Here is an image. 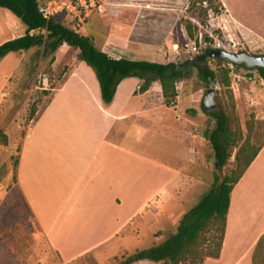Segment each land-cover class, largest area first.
Instances as JSON below:
<instances>
[{
	"label": "crops",
	"instance_id": "1",
	"mask_svg": "<svg viewBox=\"0 0 264 264\" xmlns=\"http://www.w3.org/2000/svg\"><path fill=\"white\" fill-rule=\"evenodd\" d=\"M118 3L134 6L137 12L150 4L148 0ZM167 16L157 40L143 31L148 28L145 24L142 29L133 21L125 25L128 30L108 32L103 43L120 49L122 55L113 58L166 63L159 50L174 53L177 40L172 31L178 20ZM137 28L142 31L135 33ZM181 32L185 36L183 27ZM142 83L141 78H124L111 104L104 106L91 71H68L21 140L7 135L9 154L16 156L15 177L11 172L5 177L7 188L0 200L1 211L10 214V222L0 229L9 264L35 262L27 248L17 253L6 234L18 225L31 221L45 243L46 253L36 260L39 264H69L91 252L102 258L101 252L114 240L137 235L139 219L148 221L149 214L158 219L162 207L177 200L185 186L194 184L191 191L202 183L196 174L202 165L201 136L194 132L198 127H190L165 104L157 82L140 92ZM164 108L174 111L173 119ZM156 131L181 147L155 142ZM154 146L170 159L157 157ZM153 201L160 203L152 205ZM262 236L264 144L231 190L219 257H207L205 262L228 256L230 264H252Z\"/></svg>",
	"mask_w": 264,
	"mask_h": 264
},
{
	"label": "rangeland",
	"instance_id": "2",
	"mask_svg": "<svg viewBox=\"0 0 264 264\" xmlns=\"http://www.w3.org/2000/svg\"><path fill=\"white\" fill-rule=\"evenodd\" d=\"M113 1L114 3L124 2V0ZM228 1L227 6L231 10L222 0H215L213 8L216 7L220 13L219 22L223 19L227 20L229 28L225 32V37L228 39L230 36L237 43L233 50L264 55V0ZM148 3L150 4H144L143 7L147 9L142 8V12H137L134 6H125L120 3V5L108 6L103 14L91 15L80 33L90 36L95 46L99 49L105 48L108 55L118 56L122 55L118 47L112 43H103L108 32L119 33L125 28L128 30L127 26L135 21L140 28L142 24H145L148 28L147 30L142 28L143 31L150 34L153 40H157L162 32V20L167 19V15H173L178 19L172 31L177 40V44L173 46L176 50L173 49L172 54L159 50L163 56L162 60L180 63L194 58L195 56L186 53L185 44L190 40L186 32L185 36L182 34L181 27L185 20H191L192 23L193 21H204V9L197 2L193 3V0H148ZM140 28H137L135 33L142 31ZM150 30L151 32H148ZM24 33L25 26L20 19L8 9L0 8V44ZM219 38H222V35ZM223 43L226 44V41L223 40ZM41 52V46L31 47L26 51L11 52L0 60V128L5 130L11 140L14 138L17 141L21 140L23 134L32 125L37 112L49 100L53 89L64 81L68 71H91L94 74L90 67L74 56V49L67 45L60 46L46 56H41ZM206 62L215 73L218 83L219 93L215 97L217 108L228 117L230 129L239 130L242 137L246 138L253 147L261 144L264 140V82L257 71L243 66H233L240 80L229 74V86H226L221 82L222 73L225 69L230 71V63L217 60V58H206ZM188 71L186 76L175 82L177 95L173 103L169 100V102H164L168 107L177 111L180 114L177 116L185 120L190 127H198L194 132L197 134L198 130L201 136L202 165L199 171L196 170V174L202 183L191 188V191L189 186L194 184L185 186V192H181L177 200L170 201L164 208L162 207L164 211L161 214L157 213L158 219H152V214L147 215L148 221L139 219L135 223L138 228L137 235L129 232L130 234L114 240L107 246V249L101 252L102 258L98 253L91 252L69 264H120L126 256L135 251L163 242L175 233L183 214L209 191L212 182L213 158L207 135L215 127V120L206 115L200 107L201 99L209 85L201 80L195 68ZM249 75H251L250 79ZM173 110L163 109L164 113L172 119ZM159 140L169 148L181 147L177 141L157 133L155 142ZM9 151L8 143L0 146V200L3 191L7 188L5 177L9 172H11L12 179L15 177L16 156H10ZM153 151L159 158L170 159L165 151L156 146ZM231 153L232 156L226 165V173H230L235 166V148ZM180 166L178 165L180 169L187 168V165ZM196 168L198 169L197 165ZM159 203L153 201L152 205H159ZM9 215L0 209V229L10 222ZM3 223L5 224L2 225ZM6 234L11 239L17 253H21L20 249L27 248L28 253L33 254L35 259L33 264H39L36 260L46 253V247L31 221L8 230ZM4 245L0 242V264H9V255ZM263 255L264 252L261 256ZM229 258L227 256L220 262L208 259L207 262L204 261V264H230L232 260L230 261Z\"/></svg>",
	"mask_w": 264,
	"mask_h": 264
},
{
	"label": "trees",
	"instance_id": "3",
	"mask_svg": "<svg viewBox=\"0 0 264 264\" xmlns=\"http://www.w3.org/2000/svg\"><path fill=\"white\" fill-rule=\"evenodd\" d=\"M198 1L202 0H193V3ZM207 1L214 6L215 0ZM0 8L11 11L25 26L23 35L0 44V60L11 52L26 51L39 46L42 47L41 56H46L66 44L74 49L76 58L93 70L104 106L111 104L117 84L124 78L143 79L139 86L140 92L147 90L152 82H157L166 102L173 101L176 97L175 82L186 76L191 68L196 69L206 84L209 78H216L206 59L197 61V58L209 49L180 63L113 58L97 48L90 36L81 34L62 16L44 18L38 11L37 0H0ZM183 28L189 40L197 37L198 26L191 20L183 21ZM217 60L229 62L219 58ZM233 65L256 70L264 82L262 68H249L244 64ZM221 82L229 86V73L226 69L222 73ZM202 99V111L215 120V127L207 135L213 158L210 189L183 214L175 233L159 244L126 256L120 264H204L207 257H219L231 190L258 154L264 140L256 147L251 146L239 130L230 129L225 113L220 110L205 111ZM7 143L8 136L0 128V145ZM234 148L235 166L230 173H226V165ZM263 248L264 236L256 245L252 264H264V255L261 256Z\"/></svg>",
	"mask_w": 264,
	"mask_h": 264
},
{
	"label": "built area",
	"instance_id": "4",
	"mask_svg": "<svg viewBox=\"0 0 264 264\" xmlns=\"http://www.w3.org/2000/svg\"><path fill=\"white\" fill-rule=\"evenodd\" d=\"M113 4L120 5L118 2L114 3L113 0H37L38 11L44 18L49 19L55 15H60L79 32L91 15H101L106 7ZM197 4L204 9L205 19L202 22L193 21L198 26L197 37L185 44L186 53L198 56L206 49H220L229 53L236 52L233 48L237 43L233 41L232 37L229 36L228 39L225 37V32L229 28L227 20L223 19L222 22H219L218 15L220 13L207 0L198 1ZM221 35L222 38H219ZM223 40L226 41V44L223 43ZM229 66L230 71L228 73L240 80L233 69V63H230ZM250 76H248L249 79ZM260 79L262 80L261 77Z\"/></svg>",
	"mask_w": 264,
	"mask_h": 264
},
{
	"label": "water",
	"instance_id": "5",
	"mask_svg": "<svg viewBox=\"0 0 264 264\" xmlns=\"http://www.w3.org/2000/svg\"><path fill=\"white\" fill-rule=\"evenodd\" d=\"M206 58L224 59L233 64H244L249 68H262L264 70V55H254L245 51L229 53L220 49H211L201 57L197 58V61H201ZM217 84L218 83L216 78H209V87L205 90L202 99L203 108L207 112H214L218 110L215 99V97L219 93Z\"/></svg>",
	"mask_w": 264,
	"mask_h": 264
}]
</instances>
